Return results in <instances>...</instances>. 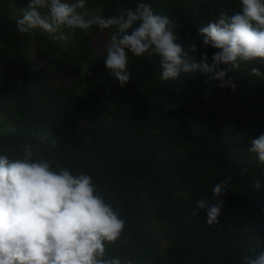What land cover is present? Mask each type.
Wrapping results in <instances>:
<instances>
[{"label": "trees", "instance_id": "1", "mask_svg": "<svg viewBox=\"0 0 264 264\" xmlns=\"http://www.w3.org/2000/svg\"><path fill=\"white\" fill-rule=\"evenodd\" d=\"M11 0H0V155L45 159L54 170L92 177L96 192L125 220L120 238L105 245L104 259L121 264H242L264 239V164L249 151L264 133V71L260 61L239 62L230 73L236 90L203 76L160 79L159 58L131 53V80L121 87L106 68L111 30H77L73 44L38 30H17ZM146 3L175 22L178 43H196L211 62L200 29L220 11L241 10L240 0H88L105 16ZM95 10V9H93ZM14 15V16H13ZM99 41V43H97ZM87 65L91 75L83 76ZM55 141V146H53ZM244 169L247 171L242 175ZM231 177L219 199L217 225L196 201ZM259 179L260 188L254 186ZM163 234V236H161Z\"/></svg>", "mask_w": 264, "mask_h": 264}, {"label": "clouds", "instance_id": "2", "mask_svg": "<svg viewBox=\"0 0 264 264\" xmlns=\"http://www.w3.org/2000/svg\"><path fill=\"white\" fill-rule=\"evenodd\" d=\"M240 2V11L229 15L222 9L215 22L200 29L204 48L217 50L211 62L206 52L200 58L190 56L199 54L198 45L191 43L185 50L177 42L175 22L154 14L143 2L135 10L121 6L116 15L105 16L99 8L90 9L88 0H30L20 9L16 25L22 34L42 29L61 41H68L78 29L111 30L103 63L122 88L131 80V53L137 58L158 57L164 82L176 80L181 73L199 75L205 83L235 92L230 73L239 62L264 63V0ZM81 70L83 76L91 75L87 65ZM251 75L264 79L259 67H252ZM249 151L264 164V133L251 139ZM230 183V176L216 183L211 191L218 202L210 203L205 195L196 201L192 215L207 211L208 225H217L223 208L219 198ZM254 186L260 188L259 179ZM125 224L97 194L90 175L54 170L50 161L33 159L29 148L22 159L0 155V264H121L118 258L104 259V254L106 243H115ZM253 240L258 253L244 255L242 264H264V239L254 235Z\"/></svg>", "mask_w": 264, "mask_h": 264}, {"label": "rangeland", "instance_id": "3", "mask_svg": "<svg viewBox=\"0 0 264 264\" xmlns=\"http://www.w3.org/2000/svg\"><path fill=\"white\" fill-rule=\"evenodd\" d=\"M12 2H11V5H12V10L15 12L18 8H20V7H25V6H27V4L30 2V0H11ZM90 8V7H89ZM22 9V8H21ZM90 9H92V7L90 8ZM93 9H96V8H93ZM92 9V10H93ZM100 9V8H99ZM15 18H17L18 16H19V14H20V10L19 11H16L15 12ZM36 30H38V31H40V32H42L43 34H45L46 36H48V37H50L51 39H53V40H59V39H57L53 34H50V33H47L46 31H44V30H42V29H36ZM82 31V30H81ZM88 31V30H87ZM82 32H84V31H82ZM64 43L66 44V45H71V44H73L74 43V40H73V38L72 37H70V39L68 40V41H64ZM97 43H99L100 45H101V43L99 42V41H97ZM161 236H163V234H161Z\"/></svg>", "mask_w": 264, "mask_h": 264}]
</instances>
